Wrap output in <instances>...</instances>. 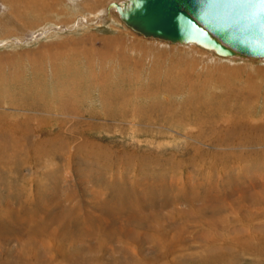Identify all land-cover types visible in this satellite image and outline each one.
<instances>
[{"label":"rangeland","instance_id":"374dc122","mask_svg":"<svg viewBox=\"0 0 264 264\" xmlns=\"http://www.w3.org/2000/svg\"><path fill=\"white\" fill-rule=\"evenodd\" d=\"M125 1L0 0V264H264V59Z\"/></svg>","mask_w":264,"mask_h":264},{"label":"water","instance_id":"95a60500","mask_svg":"<svg viewBox=\"0 0 264 264\" xmlns=\"http://www.w3.org/2000/svg\"><path fill=\"white\" fill-rule=\"evenodd\" d=\"M121 19L147 37L195 43L221 56L264 58L259 0H127Z\"/></svg>","mask_w":264,"mask_h":264},{"label":"bare ground","instance_id":"6f19581e","mask_svg":"<svg viewBox=\"0 0 264 264\" xmlns=\"http://www.w3.org/2000/svg\"><path fill=\"white\" fill-rule=\"evenodd\" d=\"M28 1V0H27ZM21 2V1H20ZM127 2V0L124 2V3H119V4H116L117 6H119V7H123L124 6V4ZM21 4V3H20ZM18 6V5H17ZM110 8H114L115 10H116V12H117V14H118V19L126 26V27H128L130 30H132V31H134L135 33H137V34H139V35H141L142 37H144V38H147V39H151V40H158V41H162V42H167V43H169V44H172V45H192V44H194V45H196V46H199L200 48H203V49H205L206 51H210V52H213L215 55H217L218 57H222V58H231V57H227V56H221V55H219V54H217L214 50H211V49H209V48H205V47H203V46H200V45H198V44H195V43H189V44H185V43H175V42H170V41H167V40H162V39H158V38H154V37H147V36H144L143 34H141L140 32H138L137 30H135L134 28H132L131 26H128L122 19H121V17H120V15H119V13H118V11H117V9H116V7L115 6H111ZM233 57H240V58H248V59H255V60H261V59H264V58H254V57H250V56H248V57H243V56H238V55H236V56H233Z\"/></svg>","mask_w":264,"mask_h":264},{"label":"snow or ice","instance_id":"6c2138e0","mask_svg":"<svg viewBox=\"0 0 264 264\" xmlns=\"http://www.w3.org/2000/svg\"><path fill=\"white\" fill-rule=\"evenodd\" d=\"M247 2H252V0H247ZM259 3L264 5V0H259Z\"/></svg>","mask_w":264,"mask_h":264}]
</instances>
